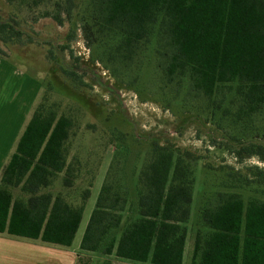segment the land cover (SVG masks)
<instances>
[{
    "label": "trees",
    "instance_id": "obj_1",
    "mask_svg": "<svg viewBox=\"0 0 264 264\" xmlns=\"http://www.w3.org/2000/svg\"><path fill=\"white\" fill-rule=\"evenodd\" d=\"M6 2L28 10L48 5L43 16L58 25L81 22L94 59L117 81L134 69L135 82L151 53L161 90L172 87L183 101L205 103L216 129L222 122L240 126L242 136L225 135L227 150L238 160L264 162V143L244 135L255 117H264V0ZM23 36L14 18L0 20L3 44L23 43ZM61 72L77 83L75 73ZM54 106L41 97L1 168L0 235L70 248L93 178L77 200L52 192L60 174L68 191L79 172L67 161L74 123ZM195 162L187 151L154 143L136 177L134 203L127 189L102 183L79 250L135 264H183ZM257 175L264 189V173ZM249 183L234 178L231 187ZM199 220L190 264H264V201L245 204L237 193L216 192L203 203Z\"/></svg>",
    "mask_w": 264,
    "mask_h": 264
},
{
    "label": "rangeland",
    "instance_id": "obj_2",
    "mask_svg": "<svg viewBox=\"0 0 264 264\" xmlns=\"http://www.w3.org/2000/svg\"><path fill=\"white\" fill-rule=\"evenodd\" d=\"M50 9L48 5L33 10L19 9L6 0H0V20L14 18L24 33L23 43L3 44L0 41V58L19 73L18 79L29 80V87L16 99L18 106L22 104L25 107L29 102V108L22 119L15 144L44 94L49 104H55L58 115L68 116L74 123L67 161H72L79 169L78 176L74 187L66 191L61 185L63 173L60 174L52 192L61 190L77 200L92 178L93 185L70 250L78 248L104 181H113L127 189V198L134 203L136 177L146 154L157 143L180 152L187 151L196 157L193 164V201L186 224L183 256V264H189L194 236L201 228L199 214L203 203L216 192L237 193L245 204L250 199L264 201V189L257 175L258 171L264 173V162L255 156L238 160L231 150H227L225 135L242 136L240 126L222 122V129H216L205 111V103L187 98L183 101V94L175 95L172 87L161 90L151 53L135 82L134 69L122 81H117L104 64L94 59L92 48L86 45L82 23L76 20L58 25L52 18L43 16V12ZM28 38L32 42L29 43ZM61 69L75 73L77 83L67 79ZM8 76V84L13 85L16 76ZM31 82L34 84L33 100ZM8 120L7 115H0L2 135L6 131L9 133ZM253 122L252 131L244 135L264 143V117H255ZM240 177L249 179L250 183L231 187L234 178ZM0 240L20 243L18 247L2 244L0 264H30L35 258L20 246L41 243L5 234L0 235ZM81 253V259L91 260L94 264L114 259L98 253Z\"/></svg>",
    "mask_w": 264,
    "mask_h": 264
},
{
    "label": "crops",
    "instance_id": "obj_3",
    "mask_svg": "<svg viewBox=\"0 0 264 264\" xmlns=\"http://www.w3.org/2000/svg\"><path fill=\"white\" fill-rule=\"evenodd\" d=\"M15 75V83L8 84L7 78L8 75ZM17 71L14 68H10L6 61L0 58V115H7L8 125H9V133L7 131L5 134L0 133V170L4 164V160L7 155H9V151L12 146L15 144L16 136L19 132L20 125L24 120V115L29 108L28 105L24 107V105H17V97L23 95L26 87H29L28 78L23 79L18 75ZM9 80V79H8ZM33 83L30 84V91L32 94L33 100ZM29 89V88H28ZM9 92V93H8ZM7 95L6 98L4 95ZM19 95V96H18ZM4 99V100H3ZM26 100V99H25ZM32 102V101H31ZM23 103V102H21ZM23 119V120H22ZM2 135V136H1ZM81 240V239H80ZM80 243V241H79ZM2 244L18 247V244L12 240H0V248H2ZM21 245H24L22 243ZM26 248V251L30 253L29 255L35 259H32L30 264H94L91 260L81 259V251L78 248L73 251L70 248H61L57 246H45L41 243H28L24 246H20ZM90 254V253H88ZM37 258V259H36ZM107 261H102L100 264H106ZM110 264H135L128 261L120 260V259H111ZM190 264V262H189Z\"/></svg>",
    "mask_w": 264,
    "mask_h": 264
}]
</instances>
